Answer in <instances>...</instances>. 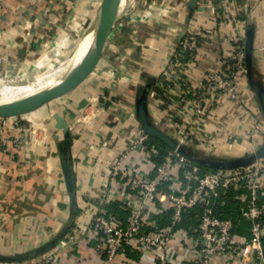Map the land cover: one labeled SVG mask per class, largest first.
Listing matches in <instances>:
<instances>
[{
  "label": "crops",
  "instance_id": "obj_1",
  "mask_svg": "<svg viewBox=\"0 0 264 264\" xmlns=\"http://www.w3.org/2000/svg\"><path fill=\"white\" fill-rule=\"evenodd\" d=\"M216 1L218 14L210 8ZM99 4L100 0H0V64L39 62L58 38L82 31ZM243 5L246 12L240 19L237 16ZM263 7L262 0H137L114 31L97 66L78 86L56 99L49 109L43 105L28 113L22 121L24 131L4 126L2 137H22L24 143L16 149L8 142L6 151L0 150V254L13 257L40 246L55 236L68 218L69 198L57 148L62 136L56 127L57 114L72 132L77 217L65 244L29 260H0V264H28L47 255L51 256L47 264H100L97 240L87 225L91 214L100 208L101 194L114 187L108 161L119 154L123 138L131 134L137 91L151 82L148 110L157 122L154 91L180 33L191 26L200 35L194 59L186 63L184 74L185 87L193 88L206 72L216 68L217 55L230 49L225 19L233 17L241 20L245 38L247 29H253L252 71L254 78L262 81L264 52L258 50L264 46ZM205 28H214L215 33L204 34ZM115 67L120 70L114 78L110 72ZM15 77L8 84L0 75V88L30 79ZM42 116L49 117L46 125L40 123L47 120ZM190 121L186 125L191 132L188 145L200 154L234 158L254 151L264 141L262 112L247 78L237 100L222 97ZM160 125L166 131L165 125ZM111 132L119 133L112 148L103 152L100 144ZM149 218L153 219V214ZM182 251L181 244L171 250L172 264ZM123 259L127 264H150L128 244L117 255L118 261Z\"/></svg>",
  "mask_w": 264,
  "mask_h": 264
},
{
  "label": "built area",
  "instance_id": "obj_2",
  "mask_svg": "<svg viewBox=\"0 0 264 264\" xmlns=\"http://www.w3.org/2000/svg\"><path fill=\"white\" fill-rule=\"evenodd\" d=\"M218 3L210 7L215 14ZM239 11L245 13L246 7L243 5ZM225 21L230 49L217 55L216 68L206 72L201 83L193 88H186L184 83L186 63L193 61L200 43V35L188 26L154 91L157 122L152 121L157 126L165 125L170 129L168 134L182 144L190 142L191 132L186 128L190 119L206 113L222 97L237 100L247 78L245 29L236 17ZM203 32L213 35L215 29L205 28ZM258 51L263 53L264 46ZM119 70V67L111 68V76L115 78ZM162 96L170 98L163 100ZM23 120V115L0 118L1 151H6L8 142L16 149L24 143L22 137H2L4 126L24 131L25 125L20 124ZM118 133L111 132L103 139L100 144L103 152L112 148ZM149 141L150 135L136 119L131 134L123 138L119 154L108 161L114 187L101 194L100 208L91 214L87 225L97 240L100 264H127L125 259L117 260L126 244L150 264H172L171 250L179 244L183 251L176 255L175 264H264V158L238 169L201 172L198 165L178 151L169 148L163 151ZM215 198H219L221 205L229 200L237 204L239 215L250 223L248 237L235 232L232 217L216 215L209 203ZM112 200L121 201L129 208L125 220L107 214L105 205ZM195 208L196 222L189 229L180 226L184 212ZM162 212L169 213L167 223L162 226L155 218H149L152 213ZM50 257L28 264H47Z\"/></svg>",
  "mask_w": 264,
  "mask_h": 264
},
{
  "label": "water",
  "instance_id": "obj_3",
  "mask_svg": "<svg viewBox=\"0 0 264 264\" xmlns=\"http://www.w3.org/2000/svg\"><path fill=\"white\" fill-rule=\"evenodd\" d=\"M119 0H101L97 9L96 21L94 23L92 47L84 56L83 60L71 72L64 76L57 84L31 99L17 102L0 104V118L14 117L30 113L44 103L63 96L78 86L96 67L103 44L111 33L117 20V9ZM191 5V3H189ZM182 31L178 40L183 36ZM252 51H253V29L248 28L245 38V61L247 68V80L254 89L257 101L259 103L263 122H264V84L261 80L254 78L252 71ZM151 82L145 83L138 91L135 97V116L141 128L151 136L160 140L167 148L178 151L186 156L192 162L218 170H232L245 167L254 163L256 160L264 158V141L252 152L245 153L234 158L214 157L206 154H200L192 150L188 145L178 142L163 129L159 128L151 119L148 110V94ZM56 127L61 130V138L58 141L57 148L59 161L63 173L65 185L69 198V215L61 230L48 241L40 246L27 251L23 254H17L13 257H5L0 254V260L17 262L35 258L45 254L62 242H67L68 233L73 228L77 217L76 202V175L71 157L72 132L67 126L64 118L56 115ZM58 138V136H56Z\"/></svg>",
  "mask_w": 264,
  "mask_h": 264
},
{
  "label": "rangeland",
  "instance_id": "obj_4",
  "mask_svg": "<svg viewBox=\"0 0 264 264\" xmlns=\"http://www.w3.org/2000/svg\"><path fill=\"white\" fill-rule=\"evenodd\" d=\"M97 9L98 8H96L93 12H91V14H90L91 17H90L89 21L82 26L83 27L82 31L76 32L71 37L63 36L62 39L58 38V40L55 41V44L52 46V48L49 51H47L45 57L40 58V60H42V61H40V60H39V62L36 61V63H34V65H28V64L19 65L18 63H11V65H7V63H1L0 64V75L1 76H5V81H3V83H8V84L12 83L15 80V78H17V77H15L17 75H24L26 77V78H24L25 80L27 78H30V79H28L27 81L23 80L25 82H22L21 84H18V85L1 87L0 88V93L6 92V91L20 89V88H23L25 86H31L36 81H38L42 76H46L51 71V70L48 71L51 67L60 64L71 53L72 49L77 44L78 40L86 32H88L91 29V27L93 26V24H94V22L96 20ZM124 18H125V15L120 17L116 21V24H115L114 28L112 29L111 33L109 34V36L107 37L105 43L103 44V49H102V52H101V56L103 54H105L107 46L110 44V42L113 41L112 35L114 34V31L119 29V27L121 26L122 22L124 21L123 20ZM46 71H48V72H46ZM60 97H62V96H60ZM60 97L54 98V99L44 103L43 105H45L46 109H49L50 106L56 104V102H57L56 99H58ZM27 114H23V118L29 117V115H27ZM14 117L19 118V115L18 116H14ZM40 118L42 119V118H47V117H43L42 116ZM48 120H49V117L47 118V120H44V121L41 120L40 123L41 124L43 123L44 125H46V122ZM20 124H23L22 121H20ZM158 126L161 127L160 124H158ZM163 127H164V129L166 131L169 132L167 127H165V126H163ZM21 128H24V127H21ZM29 129H32V127L30 126ZM20 131H22V130H20Z\"/></svg>",
  "mask_w": 264,
  "mask_h": 264
},
{
  "label": "bare ground",
  "instance_id": "obj_5",
  "mask_svg": "<svg viewBox=\"0 0 264 264\" xmlns=\"http://www.w3.org/2000/svg\"><path fill=\"white\" fill-rule=\"evenodd\" d=\"M135 1L136 0H119L117 20L130 11ZM94 27L93 24L91 29L78 40L71 53L60 64L54 66L46 76H42L31 86H25L20 89L0 93V104L34 98L57 84L64 76L78 66L92 47ZM2 77L5 79V76Z\"/></svg>",
  "mask_w": 264,
  "mask_h": 264
},
{
  "label": "trees",
  "instance_id": "obj_6",
  "mask_svg": "<svg viewBox=\"0 0 264 264\" xmlns=\"http://www.w3.org/2000/svg\"><path fill=\"white\" fill-rule=\"evenodd\" d=\"M240 19H244V15L242 12H240L239 16H237ZM150 145H154L157 147H160L163 149V151L168 150V148L156 137L150 135ZM159 158H155V161H159ZM194 164L198 165L201 169V172L205 171H215L217 169L209 168L207 166L198 164L193 162ZM264 200V197H263ZM209 203L213 206L214 212L217 216L221 218H227L232 217L235 222L234 230L235 232L242 237H248L249 236V226L250 223L247 219L241 217L239 215V210L237 207V204L229 200L226 205H221L219 198L211 199ZM105 209L107 211V214L115 215L123 220L127 218L129 215V208L126 205H123L122 202H119L117 200L109 201L105 205ZM197 213V209H192L190 211L184 212L183 220L180 224V226L189 229L190 226H192L196 222L195 214ZM157 223L162 226L167 223L168 221V212H162V213H152Z\"/></svg>",
  "mask_w": 264,
  "mask_h": 264
}]
</instances>
